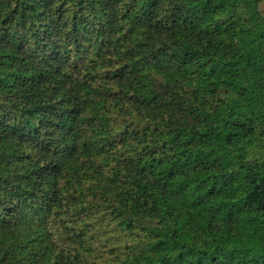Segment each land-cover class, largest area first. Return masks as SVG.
Listing matches in <instances>:
<instances>
[{
	"label": "trees",
	"instance_id": "1",
	"mask_svg": "<svg viewBox=\"0 0 264 264\" xmlns=\"http://www.w3.org/2000/svg\"><path fill=\"white\" fill-rule=\"evenodd\" d=\"M261 0H0V264H264Z\"/></svg>",
	"mask_w": 264,
	"mask_h": 264
},
{
	"label": "rangeland",
	"instance_id": "2",
	"mask_svg": "<svg viewBox=\"0 0 264 264\" xmlns=\"http://www.w3.org/2000/svg\"><path fill=\"white\" fill-rule=\"evenodd\" d=\"M260 8H261V10H262V12L264 14V0H261V2H260Z\"/></svg>",
	"mask_w": 264,
	"mask_h": 264
}]
</instances>
